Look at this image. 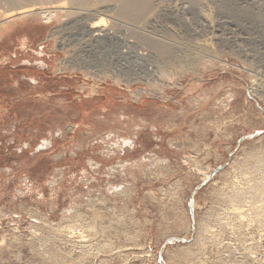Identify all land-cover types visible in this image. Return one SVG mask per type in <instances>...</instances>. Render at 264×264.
I'll use <instances>...</instances> for the list:
<instances>
[{
  "label": "rangeland",
  "instance_id": "1",
  "mask_svg": "<svg viewBox=\"0 0 264 264\" xmlns=\"http://www.w3.org/2000/svg\"><path fill=\"white\" fill-rule=\"evenodd\" d=\"M68 5L0 29V264H264V0Z\"/></svg>",
  "mask_w": 264,
  "mask_h": 264
},
{
  "label": "bare ground",
  "instance_id": "2",
  "mask_svg": "<svg viewBox=\"0 0 264 264\" xmlns=\"http://www.w3.org/2000/svg\"><path fill=\"white\" fill-rule=\"evenodd\" d=\"M1 2L3 4H5V6H7V11L5 10V13H3L2 15H0V29L3 28L4 26H6L7 24H10L11 22L18 20V19H23L26 17H31V16H37V17H41L42 19H45V21L51 22L53 20V18L56 16L57 11H61L63 9L67 10V5L70 6L71 5V9L74 8L75 9H81V11L85 9L86 11H91L93 13H95L96 15H101L102 13H104L105 11L107 12L108 10L110 11V9L112 10L111 13L113 11L116 12V17H121L123 19L126 20H131L130 23H132L133 21H137L139 24L142 21L143 18H148L147 15L151 16V13H153L155 10V0H1ZM0 2V5L2 6V3ZM170 2V1H169ZM168 2V3H169ZM112 4L114 6H112ZM113 9H112V8ZM5 8V7H4ZM69 10V8H68ZM108 11V12H109ZM83 13V12H81ZM87 13V12H86ZM91 14V13H90ZM115 14V13H113ZM94 15V16H96ZM103 15V14H102ZM113 16V15H112ZM81 17V14H80ZM87 17V16H86ZM91 17V16H90ZM155 17V16H154ZM88 18V17H87ZM100 18V17H99ZM115 18V17H113ZM92 19V18H91ZM94 19H96L94 17ZM104 18H100L98 21H94L91 23H85L84 25V30L87 32V35L89 34L90 36L94 37L95 39H97V43L98 40L105 39L108 38L110 36V30L106 28L105 23L104 25L102 24L104 22L103 20ZM146 19L143 20V22H141V24H145ZM78 20V19H77ZM140 22H139V21ZM83 21V19H82ZM87 21V20H86ZM85 21V22H86ZM90 21V20H89ZM125 21V20H124ZM121 22V21H120ZM73 23V22H72ZM129 23V21H128ZM83 24V23H81ZM137 24V23H136ZM138 24V25H139ZM140 24V25H141ZM135 25V23H134ZM142 25L140 27H142ZM70 26V25H69ZM80 26V25H79ZM143 28V27H142ZM63 29L65 30L66 28L63 27ZM68 29V28H67ZM70 29V28H69ZM79 29V28H78ZM113 29V28H112ZM139 29V26H138ZM74 30V29H73ZM120 30V29H119ZM144 30V29H143ZM56 31V30H55ZM59 31V29H58ZM57 31V33H58ZM66 31V30H65ZM82 31V32H83ZM60 32V31H59ZM63 32V31H62ZM73 32V31H72ZM112 32V31H111ZM133 32V31H132ZM138 32V31H135ZM55 33V32H54ZM56 33V34H57ZM61 33V32H60ZM67 33V31H66ZM70 33V32H69ZM68 33V34H69ZM81 33V32H80ZM85 33V32H84ZM113 33V32H112ZM142 33V32H141ZM52 34V33H51ZM55 34V36H56ZM64 34V32H63ZM61 34V35H63ZM115 34V33H114ZM144 34V33H143ZM142 34V35H143ZM147 34V33H146ZM145 34V35H146ZM60 35V34H58ZM66 35V34H65ZM52 36V35H51ZM80 36V35H79ZM140 36V35H139ZM144 36V35H143ZM69 37V36H68ZM64 38V37H63ZM66 38V37H65ZM84 38V37H83ZM89 38V37H88ZM136 38V37H135ZM138 38V37H137ZM146 38H141L142 41L147 42L152 48L153 50H156V53H159V57L162 56V58L164 57L165 60H169V59H173L172 57H174V55L172 54V52H175L173 49L171 51V49L166 46V45H162L161 42H156V41H150L149 39ZM151 38V37H150ZM153 38V37H152ZM156 38V37H155ZM67 39V38H66ZM91 39V37H90ZM93 39V38H92ZM157 39V38H156ZM85 40V38H84ZM89 40V39H87ZM159 40V39H158ZM86 41V40H85ZM99 41V43L101 42ZM140 42V40H138ZM65 42V40H64ZM90 42V41H89ZM143 42V44L145 43ZM62 43V42H61ZM92 44V42H90ZM94 43V42H93ZM96 43V42H95ZM102 43L105 44V41H103ZM165 42H163L164 44ZM169 42H167L168 44ZM64 44V43H63ZM65 44H69L66 43ZM142 44V43H141ZM212 44V43H211ZM62 45V44H61ZM90 44H88L89 46ZM195 45V44H194ZM70 46V45H69ZM93 46V45H92ZM98 46V45H97ZM148 46V45H147ZM174 46V45H173ZM100 47V46H99ZM149 47V46H148ZM61 48V47H60ZM64 48V47H63ZM97 48V47H96ZM66 49V48H64ZM179 49V48H178ZM152 51V50H151ZM177 51V49H176ZM92 53V52H91ZM157 56V55H156ZM176 56V55H175ZM79 57V55H78ZM175 58V57H174ZM80 59V58H79ZM74 60V59H73ZM85 60V59H84ZM87 60V59H86ZM163 60V59H162ZM166 60V61H167ZM89 61V60H87ZM83 62V61H82ZM68 63V62H67ZM74 63V61H73ZM85 63V62H83ZM87 63V62H86ZM77 64H80V62H78ZM82 64V63H81ZM88 66V65H87ZM69 67V66H68ZM86 67V64H85ZM89 67V66H88ZM84 68V67H83ZM86 70V69H85ZM63 71V70H62ZM142 92V90H141ZM137 94V93H135ZM139 96V95H138ZM198 169V168H197ZM201 169V168H200ZM79 218V217H78ZM81 233V232H80ZM54 250V249H53ZM52 250V251H53ZM58 253V252H57ZM56 252L54 253V257H57ZM72 253V252H71ZM49 255V254H48ZM53 255V254H51ZM50 256V255H49ZM46 257V256H45ZM50 259V258H49ZM53 259V258H52ZM55 259V258H54ZM50 263V262H49ZM48 263V264H49Z\"/></svg>",
  "mask_w": 264,
  "mask_h": 264
}]
</instances>
